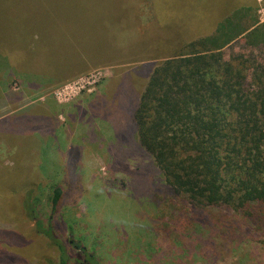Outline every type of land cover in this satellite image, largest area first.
Masks as SVG:
<instances>
[{"label": "rangeland", "instance_id": "1", "mask_svg": "<svg viewBox=\"0 0 264 264\" xmlns=\"http://www.w3.org/2000/svg\"><path fill=\"white\" fill-rule=\"evenodd\" d=\"M150 1L17 0L19 45L21 31L13 38L0 22L9 54L0 71L20 77L0 84L14 96L0 100V264H35L40 251L56 261L35 221L62 242L68 264H264V226L221 208L205 209L208 222L178 209L169 216L166 199H153L163 180L130 139L127 114L154 65L218 11L215 0L198 12L199 0ZM241 4L257 22L222 53L264 68V1L220 5L228 15ZM100 54L107 59L85 65ZM55 185L63 194L52 212Z\"/></svg>", "mask_w": 264, "mask_h": 264}, {"label": "trees", "instance_id": "2", "mask_svg": "<svg viewBox=\"0 0 264 264\" xmlns=\"http://www.w3.org/2000/svg\"><path fill=\"white\" fill-rule=\"evenodd\" d=\"M16 4L17 0H0V22L13 38L21 31L19 45L22 30L10 21ZM256 22L248 5H238L228 15L223 12L213 33L185 43L184 49L171 51V57L154 65L129 109L130 139L151 157L161 176L164 193L153 199H166L169 216L178 209L208 222L205 209L221 208L240 213L258 228L264 226V68L243 54L224 57L222 53ZM3 54L7 53L0 50L6 65L9 61ZM97 58L85 65L107 59L101 54ZM12 72L0 71V84L10 77L20 79ZM10 96L14 97L0 91V100ZM62 191L59 185L52 187V212ZM35 205L29 202L27 211L25 207L32 221ZM34 223L37 232L49 239L56 257L54 261L52 253L40 251L34 254L35 264H68L66 249L52 229Z\"/></svg>", "mask_w": 264, "mask_h": 264}, {"label": "crops", "instance_id": "3", "mask_svg": "<svg viewBox=\"0 0 264 264\" xmlns=\"http://www.w3.org/2000/svg\"><path fill=\"white\" fill-rule=\"evenodd\" d=\"M152 1H154V0L150 1L151 2V6H153V4H154ZM205 1L206 0H199L197 12L202 8L203 3ZM221 3H222V0H215V2L212 3V6H213L215 12H216V10L218 12H216V14L214 16L210 17L211 20H210L209 23L204 24V25L194 26V27H192L189 30V34H191V36L189 38H187V39H189V41L197 39L195 37L198 36V35H201L203 37V36L210 35L211 33H213L216 23L221 18L222 13L224 12V11H222V8H221V5H220ZM152 10H153V8H152ZM194 35H196V36H194ZM187 39H185V40H183L181 42L180 47L177 48V50L184 49L183 45L188 42V41H186Z\"/></svg>", "mask_w": 264, "mask_h": 264}, {"label": "flooded vegetation", "instance_id": "4", "mask_svg": "<svg viewBox=\"0 0 264 264\" xmlns=\"http://www.w3.org/2000/svg\"><path fill=\"white\" fill-rule=\"evenodd\" d=\"M80 264H89L86 260H84L83 263H80Z\"/></svg>", "mask_w": 264, "mask_h": 264}, {"label": "built area", "instance_id": "5", "mask_svg": "<svg viewBox=\"0 0 264 264\" xmlns=\"http://www.w3.org/2000/svg\"><path fill=\"white\" fill-rule=\"evenodd\" d=\"M264 1V0H263Z\"/></svg>", "mask_w": 264, "mask_h": 264}]
</instances>
